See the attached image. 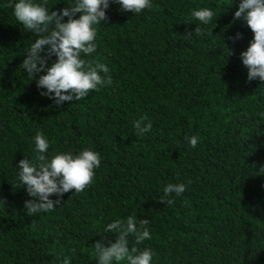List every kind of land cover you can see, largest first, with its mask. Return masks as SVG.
<instances>
[{"label":"trees","instance_id":"16d2710c","mask_svg":"<svg viewBox=\"0 0 264 264\" xmlns=\"http://www.w3.org/2000/svg\"><path fill=\"white\" fill-rule=\"evenodd\" d=\"M18 2L0 0V264H98L94 245L117 235L107 225L132 215L149 220L152 238L137 245L130 235L129 249L151 248V264H264V81H249L242 63L254 34L234 20L241 0H151L139 14L110 0L96 51L81 58L108 67L112 83L62 107L40 95L46 72L34 79L20 68L38 37L15 17ZM201 8L215 13L212 23L191 16ZM144 116L152 130L137 136ZM38 131L49 161L91 149L101 165L82 193L31 216L19 162L38 163ZM169 183L186 186L167 197L172 205L160 202Z\"/></svg>","mask_w":264,"mask_h":264},{"label":"clouds","instance_id":"9594fccd","mask_svg":"<svg viewBox=\"0 0 264 264\" xmlns=\"http://www.w3.org/2000/svg\"><path fill=\"white\" fill-rule=\"evenodd\" d=\"M121 6L124 12L139 14L145 9L153 7L151 0H113ZM44 3H35L33 0H19L14 7V15L17 20L38 38L31 45L27 57L20 68L26 71L29 77H36L41 96H46L54 101L57 107H62L65 102L80 101L86 98L90 91H100L104 85H111L112 78L108 67L101 63H93L81 58V53L90 55L96 51L95 43L97 28L101 22L108 21L106 11L109 9L110 0H75L70 7L61 11H51ZM79 14V18H75ZM215 13L209 8L193 10L191 16L203 25L212 23ZM67 17V22L64 18ZM234 20H243L254 34L247 51L241 53L243 65L248 69V80L264 81V0H241L239 10L235 12ZM201 28L195 29L197 35L201 34ZM188 33L185 37H190ZM233 43L243 39L241 33L230 37ZM47 46V52L45 48ZM45 53V55H41ZM57 57L58 60L48 67V59ZM105 75L102 77L100 73ZM145 121L147 123L145 124ZM137 136H143L152 130V123L147 116L135 122ZM188 142L192 148H196L198 137H191ZM37 150L36 162L23 159L19 162V179L26 187L30 197L35 199L25 202L28 214L34 216L37 213H47L62 204L65 193L74 190L75 194L82 193L91 186L96 179V170L101 165V156L98 152L85 149L77 155L71 152L54 155L49 161L45 155L49 149V141L42 132L35 136ZM264 170V169H261ZM186 191L185 184L169 183L164 188L165 196L160 202L167 205L175 203L173 199H167L172 193L176 196ZM57 196L56 200L50 199ZM149 220H137L135 215L126 220H116L105 228V232L116 233L115 242L105 246L103 240L94 245L98 264H151L153 251L148 248L138 253L135 246L129 249L131 235L135 244H141L150 240L148 229ZM75 253L76 249L71 250ZM63 264H70L65 259Z\"/></svg>","mask_w":264,"mask_h":264}]
</instances>
